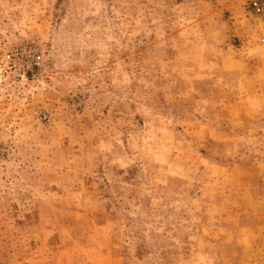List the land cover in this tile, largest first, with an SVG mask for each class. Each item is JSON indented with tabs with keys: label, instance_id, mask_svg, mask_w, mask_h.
Segmentation results:
<instances>
[{
	"label": "rangeland",
	"instance_id": "rangeland-1",
	"mask_svg": "<svg viewBox=\"0 0 264 264\" xmlns=\"http://www.w3.org/2000/svg\"><path fill=\"white\" fill-rule=\"evenodd\" d=\"M0 264H264V0H0Z\"/></svg>",
	"mask_w": 264,
	"mask_h": 264
}]
</instances>
